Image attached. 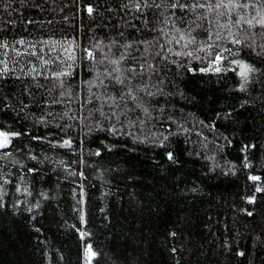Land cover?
<instances>
[{"label":"trees","instance_id":"1","mask_svg":"<svg viewBox=\"0 0 264 264\" xmlns=\"http://www.w3.org/2000/svg\"><path fill=\"white\" fill-rule=\"evenodd\" d=\"M120 2L37 0L44 8L41 12L21 9L19 0H0V39L6 37L9 44L21 38L26 41L25 45H15L23 53L20 57L9 49V65L22 78L9 79L6 84L0 81V108L4 96L12 104V110L0 113V124L6 125L8 131L28 132L23 138H14L8 149L20 163L0 159V176L13 181L3 189L9 208L0 209V264H86L88 244L99 254L92 264H264V191H255L257 186L264 188V148L248 153L252 165L248 169L243 167L244 154L238 152L241 143L251 142L252 137L264 144V108L257 92L246 95L238 90V65L225 64L229 69L226 72H197L176 81L188 99L170 98V103L175 106L177 117H181L179 110L183 109L191 132L187 143L183 136L173 137L164 149L150 142L151 134L159 132L155 120L145 126L117 124L115 135H86L87 128L80 119L60 118L64 112L86 116L87 111L81 113L79 109L80 102L61 97L54 82H46L42 76L36 81L43 87H37L31 76L22 75L33 66L37 72L61 67L59 63L41 66L36 57L25 51L28 43L37 44L39 54L47 53L45 59H49L56 55L48 53L49 47L59 52L72 39L84 47L93 37L106 43L109 37L124 31L117 27L121 23L118 16H124L119 12ZM7 3L12 7H5ZM88 4L96 9L91 16L86 11ZM109 6L117 11L109 13ZM244 14L247 16V11ZM29 19L35 23L28 24ZM8 21L13 23L8 25ZM232 31L239 38L256 33V45L264 44L259 26L249 29L242 25L239 32L234 26ZM222 46L233 52L239 48L229 39ZM60 55L67 60L64 53ZM224 55L229 61L236 58L254 65L260 71L253 73V78L264 81V55L257 56L250 49H244L238 57ZM206 63L193 61L197 67ZM78 83L79 75L71 81L74 91H79ZM53 99L64 102L52 104ZM43 100L49 103L43 104ZM244 100L252 106L239 109ZM21 101L29 106L23 112ZM230 109L236 110L235 118L216 122L218 131L199 123L202 120L208 124L216 112ZM41 117L47 126L38 122ZM129 119L135 120L136 116ZM33 135L44 139L32 140ZM224 136L232 139L234 146H227ZM145 137L148 142H142ZM64 140L72 143L65 146ZM22 145L37 160L15 153ZM98 149L99 156L95 155ZM168 150H174L178 164L166 159L164 153ZM3 151L0 149V154ZM24 166L37 167L40 174L27 173ZM250 174L260 176V181L249 180ZM13 185L20 186L21 191L16 192ZM193 188L196 191H191ZM252 195L256 197L255 204L245 199ZM17 199L23 207L36 201L41 207L32 214H16L11 205ZM245 208L254 210V217L240 211ZM33 215L35 220L31 219ZM33 226L40 227L41 233H35ZM172 231L177 233L175 238L169 236ZM225 238L231 251L222 247ZM173 247L177 248L176 253L170 251ZM237 251L246 255L236 256Z\"/></svg>","mask_w":264,"mask_h":264},{"label":"snow or ice","instance_id":"2","mask_svg":"<svg viewBox=\"0 0 264 264\" xmlns=\"http://www.w3.org/2000/svg\"><path fill=\"white\" fill-rule=\"evenodd\" d=\"M19 3L21 9L44 11L37 0H19ZM5 7H12V5L7 3ZM86 11L91 16L96 9L93 5L88 4ZM107 11L112 13L117 9L109 6ZM245 11L248 13L247 16L244 14ZM119 12H123L124 16H118L121 23L117 27L123 28L124 31H118L115 36L109 37L106 43L102 38L93 37L89 45L80 47L72 39L69 46L62 45L59 52L55 47H49L48 53H56L49 59H45L47 53L39 54L37 44L28 43L26 45L25 51L36 57L41 62V66L59 63L61 67L59 70L49 68L46 72H37L33 66L24 71L22 75L31 76L37 87H43L36 81L38 76H42L46 82H54L53 87L60 89L61 97H73L80 102L81 113L87 111L86 116L79 117L69 116L68 112H64L61 119L65 117L70 120L80 119L87 128L86 135L88 136L94 132H107L115 135L118 132L117 124L123 126V123L126 122L129 127L137 124L145 126L155 120L159 132L151 134L150 142L154 147L167 148L173 137L180 136H183L187 143L191 129L186 127L187 120L183 118V109L179 110L182 114L181 117H177L175 106L170 103V98L188 99L176 81L185 79L189 75H195L197 72L216 74L226 72L229 69L224 66L225 64L239 66L240 71L235 73L239 77L238 90L246 95H250L251 91L257 92L261 97V107L264 108V81L259 78L254 79L252 75L260 70L244 60L233 58L229 61L228 56L224 55L227 53L238 57L244 49H250L257 56L264 55V44L256 45V33L239 38L232 31L234 26L237 27L238 32L242 25H247L249 29L259 26L260 37L264 38V0H254V2L253 0H121ZM150 14L151 20L149 19ZM234 14L236 15L235 19H233ZM12 23V21L7 22L8 25ZM27 23L33 24L35 21L29 19ZM125 32L129 34L126 35ZM222 32L225 35H222ZM133 33L135 35H132ZM225 39H229L232 45L239 46L237 51L233 52L231 48L223 47ZM248 40H251V43H248ZM39 43L42 45L43 41ZM16 44L25 45L26 41L21 38L9 44L6 37L0 39V50L3 55V59H0V81L5 84L9 79L20 80L22 78L15 72L14 67H10L8 60L9 49L17 57L23 55L16 48ZM78 47H80L79 55L76 54ZM257 47L260 48L259 52L256 51ZM60 52L64 53L67 60L61 57ZM193 61H199L201 65H204L205 61L207 63L206 66L197 67L193 65ZM12 63L15 64L16 61ZM77 75H79L77 85L79 91H74L71 81L75 80ZM85 75H87V79L84 78ZM25 90L27 91V88ZM3 101L0 113L12 110L8 96H4ZM63 102L60 99L51 100L52 104ZM42 103L48 104L49 101L43 100ZM21 104V112L29 107L27 104H23V101ZM251 106L252 103L249 100H244L239 104V109ZM235 112V109L216 112L214 120L208 124L202 120L199 123L212 131H218L216 122L233 120ZM16 115L19 117L20 113L18 112ZM132 115L136 116L135 120L129 119ZM38 122L47 126L43 117ZM5 128L6 125L0 124V149H4L0 154V159L12 164L20 163L19 160L14 159V153L8 149L13 144L14 138H23L28 135V132L26 130L8 131ZM173 128L175 131L172 130ZM221 135L223 134L221 133ZM31 139L43 140L44 137L33 135ZM223 139L227 146H234L233 140L229 137L224 136ZM142 142H148V138L145 137ZM62 143L67 146L72 141L64 140ZM258 148H264V144L256 142L255 137H252L251 142L241 143L238 152L244 154V168L252 167L248 153L254 152ZM15 153L26 155L29 160H37V157L26 150L23 145L21 148L15 149ZM95 155H100L99 149ZM164 155L170 163H179L174 150L165 151ZM37 162L40 163V161ZM24 167L27 173H35L37 176L40 174V169L37 167ZM232 172L234 174V166H232ZM5 175L11 176V174ZM80 175L84 176V173L81 172ZM248 179L260 181L261 177L250 174ZM0 180H2L0 209H8L9 205L3 198L5 195L3 189L5 186L13 184V181L4 176H0ZM13 186L16 192L21 191L20 186ZM24 191H28V189L25 188ZM191 191H196V189L193 188ZM255 191L262 192L264 188L257 186ZM245 199L249 204L256 203L255 195L245 197ZM40 207V201L29 203L23 207L19 199L11 205L16 214L23 212L32 214ZM240 211L249 218L256 214L254 210L246 208L240 209ZM31 219L35 220V216L33 215ZM80 219L83 221L84 216L81 215ZM41 230L40 227L33 226L35 233L40 234ZM80 234L83 237L84 233ZM169 236L175 238L177 233L169 232ZM222 247L226 251H231V244L227 238H225ZM170 251L176 253L177 248L173 247ZM84 255L86 264H92L93 258L99 254L93 250L91 244H88ZM235 255L243 257L246 253L237 251Z\"/></svg>","mask_w":264,"mask_h":264}]
</instances>
